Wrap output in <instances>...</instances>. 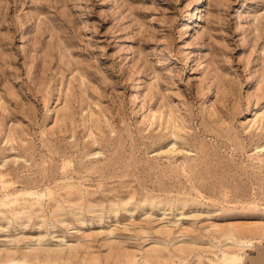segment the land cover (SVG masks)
<instances>
[{
    "label": "rangeland",
    "instance_id": "1",
    "mask_svg": "<svg viewBox=\"0 0 264 264\" xmlns=\"http://www.w3.org/2000/svg\"><path fill=\"white\" fill-rule=\"evenodd\" d=\"M0 264H264V0H0Z\"/></svg>",
    "mask_w": 264,
    "mask_h": 264
}]
</instances>
